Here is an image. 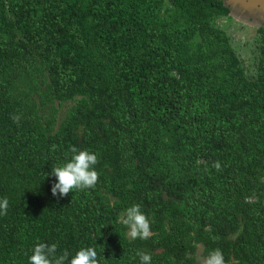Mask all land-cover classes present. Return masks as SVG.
Returning a JSON list of instances; mask_svg holds the SVG:
<instances>
[{"label":"trees","instance_id":"obj_1","mask_svg":"<svg viewBox=\"0 0 264 264\" xmlns=\"http://www.w3.org/2000/svg\"><path fill=\"white\" fill-rule=\"evenodd\" d=\"M230 13L223 0H0V264H28L38 242L94 247L100 264H140L138 251L197 264L200 247L264 264V49L249 78L216 24ZM72 146L97 155V184L54 197ZM134 204L147 240L121 222Z\"/></svg>","mask_w":264,"mask_h":264},{"label":"clouds","instance_id":"obj_2","mask_svg":"<svg viewBox=\"0 0 264 264\" xmlns=\"http://www.w3.org/2000/svg\"><path fill=\"white\" fill-rule=\"evenodd\" d=\"M18 121L19 117H12ZM55 145L52 146L54 151ZM69 159L51 169L50 176H54L56 182L51 187V194L55 197H66L75 190H85L94 188L98 181V172L95 165L98 158L95 153L88 150H80L75 146L70 148ZM220 170L221 165L216 161L212 165ZM8 209V199H0V215H6ZM121 222L127 227V235L131 239L147 240L151 235V226L148 217L141 211L138 204H134L122 213ZM57 244L36 243L31 249L28 264H100L97 251L94 247H81L74 254H69L67 250L57 253ZM137 255L140 264H151V255L143 251H138ZM198 264H225L223 252L217 248L209 251L205 255L198 256Z\"/></svg>","mask_w":264,"mask_h":264},{"label":"rangeland","instance_id":"obj_3","mask_svg":"<svg viewBox=\"0 0 264 264\" xmlns=\"http://www.w3.org/2000/svg\"><path fill=\"white\" fill-rule=\"evenodd\" d=\"M216 24L228 35L247 76L251 78L255 74L256 63L264 49V37L258 33V28L264 25V16L248 13L236 6L228 17L219 18ZM71 106L72 103H66L61 107L58 115L59 122L63 120ZM200 255H202V248H199L195 255L197 264Z\"/></svg>","mask_w":264,"mask_h":264},{"label":"water","instance_id":"obj_4","mask_svg":"<svg viewBox=\"0 0 264 264\" xmlns=\"http://www.w3.org/2000/svg\"><path fill=\"white\" fill-rule=\"evenodd\" d=\"M223 2L230 12L238 6L248 13H258L264 16V0H223Z\"/></svg>","mask_w":264,"mask_h":264},{"label":"bare ground","instance_id":"obj_5","mask_svg":"<svg viewBox=\"0 0 264 264\" xmlns=\"http://www.w3.org/2000/svg\"><path fill=\"white\" fill-rule=\"evenodd\" d=\"M201 248V247H200Z\"/></svg>","mask_w":264,"mask_h":264}]
</instances>
